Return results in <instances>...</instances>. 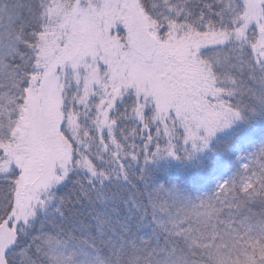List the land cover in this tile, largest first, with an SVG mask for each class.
<instances>
[{"label": "snow or ice", "instance_id": "1", "mask_svg": "<svg viewBox=\"0 0 264 264\" xmlns=\"http://www.w3.org/2000/svg\"><path fill=\"white\" fill-rule=\"evenodd\" d=\"M0 264H264V0H0Z\"/></svg>", "mask_w": 264, "mask_h": 264}, {"label": "rangeland", "instance_id": "2", "mask_svg": "<svg viewBox=\"0 0 264 264\" xmlns=\"http://www.w3.org/2000/svg\"><path fill=\"white\" fill-rule=\"evenodd\" d=\"M195 74L189 70L188 75L185 79L188 81V86L192 87L194 84ZM63 144L62 143H47L41 142L39 144V151L37 155L36 163L38 164L41 170H47V168L54 162L56 156L62 151Z\"/></svg>", "mask_w": 264, "mask_h": 264}, {"label": "trees", "instance_id": "3", "mask_svg": "<svg viewBox=\"0 0 264 264\" xmlns=\"http://www.w3.org/2000/svg\"><path fill=\"white\" fill-rule=\"evenodd\" d=\"M192 77H194V76L192 75ZM194 78H195V77H194ZM192 87H195V84H193Z\"/></svg>", "mask_w": 264, "mask_h": 264}]
</instances>
